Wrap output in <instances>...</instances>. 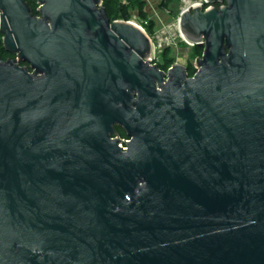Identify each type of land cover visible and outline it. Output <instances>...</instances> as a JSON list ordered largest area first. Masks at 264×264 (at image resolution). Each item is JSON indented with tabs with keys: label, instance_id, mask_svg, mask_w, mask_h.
Instances as JSON below:
<instances>
[{
	"label": "water",
	"instance_id": "obj_1",
	"mask_svg": "<svg viewBox=\"0 0 264 264\" xmlns=\"http://www.w3.org/2000/svg\"><path fill=\"white\" fill-rule=\"evenodd\" d=\"M31 1L0 0V264H264V0L180 13L192 76L102 0Z\"/></svg>",
	"mask_w": 264,
	"mask_h": 264
},
{
	"label": "rangeland",
	"instance_id": "obj_2",
	"mask_svg": "<svg viewBox=\"0 0 264 264\" xmlns=\"http://www.w3.org/2000/svg\"><path fill=\"white\" fill-rule=\"evenodd\" d=\"M145 17L150 19L146 27L154 44L150 63L163 61L167 66L181 64L194 68V60L200 57L195 46L188 45L179 35L180 13L200 0H138ZM164 6H162L163 4ZM131 16L139 15L137 4L131 9ZM141 17V16H140ZM1 35V34H0ZM181 38V39H180ZM202 53V50H198ZM170 68V67H169Z\"/></svg>",
	"mask_w": 264,
	"mask_h": 264
},
{
	"label": "trees",
	"instance_id": "obj_3",
	"mask_svg": "<svg viewBox=\"0 0 264 264\" xmlns=\"http://www.w3.org/2000/svg\"><path fill=\"white\" fill-rule=\"evenodd\" d=\"M28 3L30 4V6L32 7V13L33 15L37 16L38 13L36 11L37 8V4L34 1L31 0H27ZM137 4V6H139L140 10H139V16L146 18L145 14L143 12V10L141 9L142 7V2L138 1V0H125V2H122L121 0H102V6L104 7L108 18L111 21L114 20H129L130 16H131V8L133 6H135ZM165 4H163L162 6H164ZM151 25V23H150ZM149 25V26H150ZM150 35V34H149ZM197 49V53L199 54V56L201 55V52L198 50L201 49ZM5 54L4 49L2 48V43H1V35H0V56H3ZM171 66V65H170ZM170 66H167V63L165 64V66H161V69H166ZM195 69L191 66L188 67L187 72L188 75L191 76L193 75ZM122 137H126L125 133L123 130H121V134Z\"/></svg>",
	"mask_w": 264,
	"mask_h": 264
},
{
	"label": "built area",
	"instance_id": "obj_4",
	"mask_svg": "<svg viewBox=\"0 0 264 264\" xmlns=\"http://www.w3.org/2000/svg\"><path fill=\"white\" fill-rule=\"evenodd\" d=\"M121 1L125 2V0H121ZM195 6H203L204 9H207V8H209L212 5H208L206 3V0H200V1L190 5L189 7H195ZM215 6L219 7L220 5L216 4ZM123 21H127V22L132 23L133 25L138 27L141 31H143L145 34H147L150 37V35L148 34V32L146 30V27L150 25V19L143 18V17H140L139 15H137V16H130L129 20H123ZM191 46H193V45L191 44ZM115 138H117V137H115ZM128 141H129V139L127 137L122 139V141L119 144L122 147V149H126L125 143L128 142Z\"/></svg>",
	"mask_w": 264,
	"mask_h": 264
},
{
	"label": "flooded vegetation",
	"instance_id": "obj_5",
	"mask_svg": "<svg viewBox=\"0 0 264 264\" xmlns=\"http://www.w3.org/2000/svg\"><path fill=\"white\" fill-rule=\"evenodd\" d=\"M163 4V3H162ZM0 58H1V60L2 61H6V60H9V59H15L16 58V56L15 55H12V54H9V53H7L6 51H5V54L3 55V56H0ZM152 64H156V65H158L159 66V68L161 69V66L163 67V66H165V64H166V62H163V61H157V62H154V63H152ZM18 65L20 66V67H25V68H28V70H29V72H33L34 70H32V69H30V67H29V65L27 64V63H25V62H21V61H19L18 62ZM172 66V65H171ZM170 66V67H171ZM187 67V69H188V66H186ZM169 69V67L168 68H166V69H161V70H164V71H167ZM192 76V75H191ZM121 130L122 129H120V128H116V131H117V136L116 137H118V139L120 140V141H122V139H124L125 137H122L120 134H121Z\"/></svg>",
	"mask_w": 264,
	"mask_h": 264
},
{
	"label": "bare ground",
	"instance_id": "obj_6",
	"mask_svg": "<svg viewBox=\"0 0 264 264\" xmlns=\"http://www.w3.org/2000/svg\"><path fill=\"white\" fill-rule=\"evenodd\" d=\"M180 39H181V38H180ZM187 44L191 46V43L187 42ZM153 46H154V44H153ZM154 47H155V46H154Z\"/></svg>",
	"mask_w": 264,
	"mask_h": 264
}]
</instances>
